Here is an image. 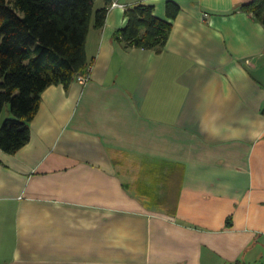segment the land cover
<instances>
[{
    "label": "crops",
    "instance_id": "1",
    "mask_svg": "<svg viewBox=\"0 0 264 264\" xmlns=\"http://www.w3.org/2000/svg\"><path fill=\"white\" fill-rule=\"evenodd\" d=\"M249 1L94 0L107 15L87 34L89 80L46 87L29 140L0 149V264H264V24ZM139 3L172 23L160 51L113 39Z\"/></svg>",
    "mask_w": 264,
    "mask_h": 264
},
{
    "label": "trees",
    "instance_id": "2",
    "mask_svg": "<svg viewBox=\"0 0 264 264\" xmlns=\"http://www.w3.org/2000/svg\"><path fill=\"white\" fill-rule=\"evenodd\" d=\"M239 8L264 24V0ZM178 11L176 3L166 2L168 18ZM106 15L107 7L94 9V0H0V114L7 103L11 114L0 121V149L14 153L29 140L46 87L67 89L88 72L87 34L91 25L101 29ZM124 16L126 25L113 34L116 42L124 48H163L172 23L156 16L152 5L126 6Z\"/></svg>",
    "mask_w": 264,
    "mask_h": 264
},
{
    "label": "built area",
    "instance_id": "3",
    "mask_svg": "<svg viewBox=\"0 0 264 264\" xmlns=\"http://www.w3.org/2000/svg\"><path fill=\"white\" fill-rule=\"evenodd\" d=\"M110 6H122L121 3L117 2V1H112ZM91 68V67H90ZM90 68L88 70V72H86L85 74H79L76 77V80L80 83H86L89 80V71Z\"/></svg>",
    "mask_w": 264,
    "mask_h": 264
},
{
    "label": "rangeland",
    "instance_id": "4",
    "mask_svg": "<svg viewBox=\"0 0 264 264\" xmlns=\"http://www.w3.org/2000/svg\"><path fill=\"white\" fill-rule=\"evenodd\" d=\"M9 104H5L1 114H0V121H3L5 118L10 117L11 114L9 113Z\"/></svg>",
    "mask_w": 264,
    "mask_h": 264
}]
</instances>
